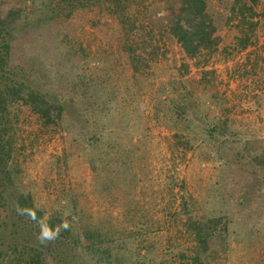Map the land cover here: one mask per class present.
I'll return each mask as SVG.
<instances>
[{"label": "rangeland", "instance_id": "obj_1", "mask_svg": "<svg viewBox=\"0 0 264 264\" xmlns=\"http://www.w3.org/2000/svg\"><path fill=\"white\" fill-rule=\"evenodd\" d=\"M116 1L31 39L26 63L12 49L14 73L62 107L51 125L18 108L13 196L29 194L46 228L82 215L111 230L110 261L78 246L58 264H183L199 222L224 237L213 264H264V0L252 13L248 0H205L215 30L195 57L165 30L177 0ZM63 13L0 0V30L17 38Z\"/></svg>", "mask_w": 264, "mask_h": 264}, {"label": "trees", "instance_id": "obj_2", "mask_svg": "<svg viewBox=\"0 0 264 264\" xmlns=\"http://www.w3.org/2000/svg\"><path fill=\"white\" fill-rule=\"evenodd\" d=\"M26 1L35 3L38 0ZM92 1L48 0L51 12L63 10L64 16L62 18L54 19L46 25L17 38L0 30V264H55L54 262L58 264L64 260L62 255L64 256L67 250H72L73 247L78 246L86 257L91 260L96 258L94 262L99 263L104 259L110 261L108 256L114 248L112 246L114 239L111 237L112 232L109 228L101 229L92 225L89 226V223L83 221L82 215L81 227L76 225L78 222L62 226L63 224L57 219V222L49 224L46 228L40 225L42 224L43 213L35 207L32 197L23 192H18L13 196L11 192L16 188L15 183L19 173L14 165L13 157L18 108L24 107L36 113L46 125L55 124L61 119L62 113L61 106H56L46 98L45 94L26 84L17 73H14L17 66L13 65L12 62V49L18 45L24 63L28 60L26 47L31 44L29 42L31 39H36L38 35L43 33L47 34L49 29L55 28L54 30H56L59 24L65 22L79 8H83L84 5H88ZM111 1L117 2L116 0ZM248 1L249 3L245 6L248 12L252 13V6L256 5L258 1ZM174 6L175 20L165 30L180 45L187 56L195 57L213 34L215 30L214 21L207 12L205 0H177ZM0 23H2V19H0ZM134 28L135 25H131L130 29L134 30ZM244 46L245 44L241 47ZM215 132L216 129L214 128L201 130L202 134L207 133L208 136H213ZM97 143L98 141L89 139V144L96 145ZM130 151L133 150L130 149ZM11 208L16 215L15 218L22 221L21 227H18L19 225L15 222L14 224L7 223L6 219H8ZM208 221V219L204 220V222ZM35 225L38 226L34 227ZM59 225L62 228L57 234L56 227ZM186 226L188 232L193 236L194 243L191 257L180 253L179 257L183 260V264H213L208 259L216 258L215 244L221 242L224 237L217 236L213 230L205 228L210 227L209 225L201 226L200 222L197 225L196 223H187ZM22 227L28 228L27 238L21 237L19 234L18 229ZM32 229L34 231L31 234ZM122 234L127 233L123 232ZM129 235L128 233L127 236ZM137 247L149 251L143 245H137ZM57 251L58 253H56ZM54 255L62 259L53 257Z\"/></svg>", "mask_w": 264, "mask_h": 264}]
</instances>
